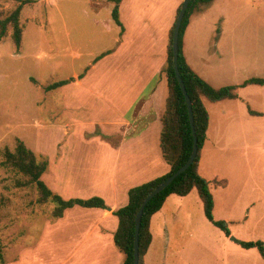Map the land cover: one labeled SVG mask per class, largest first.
<instances>
[{
	"label": "crops",
	"instance_id": "crops-1",
	"mask_svg": "<svg viewBox=\"0 0 264 264\" xmlns=\"http://www.w3.org/2000/svg\"><path fill=\"white\" fill-rule=\"evenodd\" d=\"M183 2L122 0L120 18L124 31L113 19V0L34 2L39 10L49 3L61 13L59 25L64 38L70 42L73 41L70 27L78 28L79 23L71 19L70 26L65 11L72 12L74 4H80L90 18L84 23L85 37L80 36V41L75 38L78 43L89 45L91 61L87 72L82 79L74 73L69 78L73 79L71 82L58 88L68 115L70 141L63 148L67 161L62 159L65 165L58 171L55 169L52 177L46 172L43 180L65 199L100 196L108 205L107 209L75 206L56 219L49 237L51 264H124L125 255L114 242L119 225L114 212L128 204L132 188L171 170L161 148L162 119L169 96L166 66L170 31ZM238 2L241 1L215 0L204 12L193 15L185 34L184 52L188 63L216 88H220L221 79L259 65L246 47L253 41L246 35L250 13L245 2L237 6ZM104 53V57L96 60ZM244 89L246 87L238 89L239 98ZM237 99L216 103L205 100V104L206 107L208 103L219 105L224 108L222 113L228 116L227 102ZM72 127L77 133L86 131L91 136L75 142L70 133ZM98 128L100 132L96 133ZM209 136L208 130L199 171L209 181H214L203 174L211 159ZM215 148L218 150L217 146ZM195 190L187 196L170 195L163 208L152 217L153 240L145 264L165 262L159 248L163 226L167 231L171 213H176L174 207L188 200ZM211 190L213 192L212 186ZM39 263L45 264L43 260Z\"/></svg>",
	"mask_w": 264,
	"mask_h": 264
},
{
	"label": "rangeland",
	"instance_id": "rangeland-1",
	"mask_svg": "<svg viewBox=\"0 0 264 264\" xmlns=\"http://www.w3.org/2000/svg\"><path fill=\"white\" fill-rule=\"evenodd\" d=\"M238 1L236 5L245 2L250 13L246 35L253 41L246 47L259 65L221 79L219 87L264 78V0ZM34 2L22 12L21 51L13 41L12 29L0 41V248L6 264H40L41 260L51 264L49 237L56 223V205L39 203L35 184H18L27 177L2 166L4 154L8 149L15 152L23 141L37 156L49 158L50 177L65 165L61 161H67L63 148L70 141L68 115L62 92L45 88L74 73L85 76L91 61L89 45L77 42L80 36L85 37L84 23L90 19L82 5L74 4L72 12L64 13L70 26L71 19L79 23L78 28L70 27V42L59 25L61 13L49 3L40 11ZM16 5L14 0H0V13L7 15ZM227 103L228 116L219 105L207 104L211 159L203 174L210 180L227 181L225 187H215L214 182L211 186L216 198L215 218L228 221L233 233L226 236L207 219L195 190L188 200L174 207L176 213H171L168 232L163 226L159 247L165 257L163 264H264L257 248L245 250L237 243L264 241V87L246 86L239 99ZM251 111L263 115L255 118L258 114ZM70 133L75 142L91 136L86 131L77 133L73 127Z\"/></svg>",
	"mask_w": 264,
	"mask_h": 264
},
{
	"label": "trees",
	"instance_id": "trees-1",
	"mask_svg": "<svg viewBox=\"0 0 264 264\" xmlns=\"http://www.w3.org/2000/svg\"><path fill=\"white\" fill-rule=\"evenodd\" d=\"M14 1L17 2V5L12 11L7 15L0 13V41H3L9 35V30L12 29L11 35L13 41L17 50L20 51L24 33L21 23L22 12L27 4H32L34 1ZM113 1L115 2L113 19L124 31L125 27L120 18V4L122 0ZM214 2L215 0H192L183 19L179 35L178 65L181 76L192 100L195 127L199 139V154L195 162L185 172L180 174L171 185H169L162 193L154 197L147 205L144 211L140 232V264H145V256L147 255L153 240L151 232L152 217L163 208L167 198L172 194L187 196L194 189H197L203 202L204 212L207 219L220 228L226 236L231 237L232 235L230 223L226 220H218L215 218V196L211 190L212 182L225 187L227 181H209L202 176L199 171L200 154L207 140L210 125V113L206 107L205 100L216 103L224 100L237 99L239 98V88L249 85L264 86V78L253 77L246 80L242 85H227L216 88L199 76L188 63L184 52V38L187 28L190 25L194 14L204 12ZM183 3L178 10L177 19L182 10ZM175 26L176 22L170 31V42L168 46L166 74L169 85V96L167 99L166 111L162 119L163 129L161 134L163 156L171 166V170L162 177L132 188L129 192L128 204L118 208L114 212L119 220V225L114 235V242L117 248L125 255L124 264H134L136 217L142 203L157 186L187 163L194 149L195 136L193 133L189 106L175 70L173 51ZM104 56L105 53L97 57L96 60H100ZM83 77V75H80L81 79ZM72 80L73 79H67L54 82L48 85L45 89L46 91L56 90ZM251 113L261 116L263 115V113H257L254 111H251ZM1 165L8 169H13L27 177V180L24 182L19 181L18 184L21 186L35 184L39 191L38 202L41 204L52 202L56 205L53 211V217L56 219L63 217L67 209L75 206L83 208H108L106 201L100 196H93L87 199H65L60 194L54 192L43 180V175L47 172L50 166L49 158L44 155L37 156L36 153L30 150L23 141L19 142L15 152L10 151L9 149L5 152L4 160L1 162ZM237 243L245 249L257 248L261 256L264 258V241L237 240ZM0 263L6 264L2 248H0Z\"/></svg>",
	"mask_w": 264,
	"mask_h": 264
},
{
	"label": "water",
	"instance_id": "water-1",
	"mask_svg": "<svg viewBox=\"0 0 264 264\" xmlns=\"http://www.w3.org/2000/svg\"><path fill=\"white\" fill-rule=\"evenodd\" d=\"M192 0H184L182 10L179 14V17L176 21V26H175V31H174V37H173V51H174V63H175V70L176 74L179 80V83L182 87V90L186 96L187 103L189 106V112H190V118H191V123H192V128H193V133L195 136V142H194V149L192 152V155L190 159L187 161V163L182 166L178 171L173 173L171 176H169L164 182H162L159 186H157L154 191L148 195V197L144 200L142 203L136 217V225H135V250H134V264H140V232H141V225H142V219L144 215V211L147 207V205L150 203V201L162 193L169 185L173 183V181L183 172H185L196 160L198 154H199V139L197 136L196 132V127H195V117L193 113V107H192V100L189 96V93L187 91L185 82L181 76V72L179 70V65H178V59H179V35H180V30L182 27L183 19L185 17V14L189 8V5ZM233 239H235L233 237Z\"/></svg>",
	"mask_w": 264,
	"mask_h": 264
}]
</instances>
